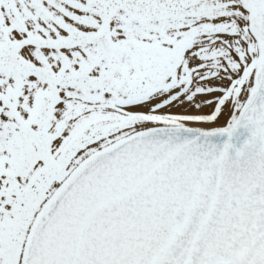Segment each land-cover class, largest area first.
<instances>
[{"label": "snow or ice", "instance_id": "6c2138e0", "mask_svg": "<svg viewBox=\"0 0 264 264\" xmlns=\"http://www.w3.org/2000/svg\"><path fill=\"white\" fill-rule=\"evenodd\" d=\"M0 264H264V0H0Z\"/></svg>", "mask_w": 264, "mask_h": 264}]
</instances>
